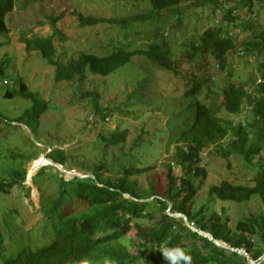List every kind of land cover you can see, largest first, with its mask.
Returning <instances> with one entry per match:
<instances>
[{"label": "trees", "instance_id": "obj_1", "mask_svg": "<svg viewBox=\"0 0 264 264\" xmlns=\"http://www.w3.org/2000/svg\"><path fill=\"white\" fill-rule=\"evenodd\" d=\"M127 1L143 6L136 12L114 17L86 14L76 8L66 15H50V34H23L20 42L28 50H37L45 62L53 67L55 82L72 83L79 93L76 98L82 101L87 98L94 110L103 108L100 104L105 96L104 89L101 82L92 84L88 89L84 88L83 82L89 78L94 80L97 76L106 78L117 70L132 77L129 70L134 67L135 56L145 59L154 69L175 74L178 79L185 81L182 94L189 115L188 124L184 125L183 122L182 130L176 137L177 141L183 142V145L176 146V160L201 177L206 171L197 162L203 149L212 147L209 152L225 158L228 168H231L230 157L233 153L252 164L264 148V58L258 66L263 80L253 88L245 85H249V82L234 80L222 89L219 98L213 100V89L209 84L223 70L227 75L232 76L234 73L228 59L229 53H238L246 59L250 55H264V27L256 20L257 13L264 8V0ZM183 4L192 8L207 6L213 13L219 9H224V12L220 23H213L187 37L184 43L190 49L178 54L177 46L184 44L172 43L174 32L167 29L160 11H177ZM14 7L15 0H0V32L9 30L7 15ZM243 13H249L250 16L245 18ZM63 16L72 19L80 29L88 30V27L105 23L104 29H122L124 36L114 41L108 39L103 43L97 42L87 49L81 48L75 55L70 54L69 46L63 47L64 44L60 43L72 39L73 34L77 36L78 32L69 25L60 24ZM238 20L242 28L250 32L256 28V32L238 39L230 28V24ZM40 22L43 24L44 20ZM145 22L153 25L154 36L150 34L148 39L141 37L144 42L131 37L130 34L135 36L141 33V25ZM115 42L128 47L113 46ZM60 46L62 49L58 48ZM212 64L213 69L210 66ZM203 93L205 99L200 97ZM4 95H18L32 101L30 111L36 113L47 108L46 100L23 79L18 80L16 91H6ZM130 96L128 94L127 98L130 99ZM245 112H250L251 116ZM232 114L241 117L235 120L230 117ZM128 136V128L111 130L106 135L99 134V143L105 147H117L118 156L107 159L103 155L91 167L85 168V165L80 164L77 166L79 172L72 170L74 174H67L58 165L49 164L47 167L51 171L47 179L51 178L56 183L51 193H41V203L35 211L40 218L45 217L39 219L45 221L41 228L44 236L38 243L33 244L32 239H29L27 244H17L11 250L6 247L4 252L2 242L6 234L0 230V255L4 256V262L0 264H138L150 252L175 248L190 254L192 264H250L245 255L217 245L212 238L193 230L183 217L175 216L178 213L185 214L189 224L229 246L244 248L255 262L260 260L264 253V212L241 217L234 226H229L227 217L210 209L209 203L207 209L206 205L201 204L195 210L194 196L201 182L195 184L184 176H173L170 163L166 165L167 171L162 182L152 180L147 188L139 187L131 176L146 171V167L136 166L135 163L142 158L141 153L148 149L145 145L141 147L147 139L143 131L138 132L130 140L131 143ZM126 145L128 148L125 150ZM88 149L87 152H93L91 147L88 146ZM80 156L82 159L85 157L83 154ZM36 157L30 165L35 161L37 163L30 169L49 162ZM48 158L63 166L69 159L65 150L59 147L50 151ZM123 158L126 164L120 162ZM47 167H42L35 174ZM26 174L25 168L7 170V176L0 179L1 198L10 195V189L14 186L22 188ZM27 180H30L29 175ZM255 194L264 204L263 167L254 176L252 185L226 178L208 189L210 200L217 197L222 201L245 202ZM20 221L23 222V219ZM10 223L4 220L6 227ZM129 233L133 234L132 238L128 236ZM257 264H264V261Z\"/></svg>", "mask_w": 264, "mask_h": 264}, {"label": "rangeland", "instance_id": "obj_2", "mask_svg": "<svg viewBox=\"0 0 264 264\" xmlns=\"http://www.w3.org/2000/svg\"><path fill=\"white\" fill-rule=\"evenodd\" d=\"M142 6L140 3H131L127 0H15L13 11L7 15L9 30L0 32V179L7 176L9 169L25 168L30 180L26 177L22 182L24 184L22 188L14 186L10 189V195L4 198L0 195V230L6 234L2 242L4 252L7 248L11 250L17 244L21 246L27 244L29 239H32L33 244L38 243L44 236L41 228L45 221L39 219L45 217L40 218L35 211L40 206L41 193L48 195L56 183L51 178L47 179L51 171L47 166L54 164L49 160L48 153L55 147L64 149L69 159L66 165L59 167L68 172L67 174L74 173L72 170L79 172L77 166L80 164L85 165V168L91 167L92 163L103 158V155L107 159L118 156L119 149L112 146L105 147L99 143L98 135H106L111 130L122 128L129 129V141L142 131L145 134L144 138L147 139L141 147L145 145L148 149L141 153L142 158L135 163L136 166L146 167V171L131 176L139 187L147 188L152 180L162 182L167 171L166 165L170 163L173 166L171 173L173 176H184L186 180H191L195 184L201 182L194 196L195 210L201 204L206 205L207 209L209 203L210 209L227 217L229 226H234L241 217L264 212V204L257 194L245 202L222 201L217 197L210 200L208 195L211 185L226 178L252 185L254 176L260 168H264V148L252 164L233 153L230 157L231 168L227 167L225 158L209 152L212 147L203 149L197 162L206 171L202 177L194 175L193 169L183 166L176 160V146L183 145V142L177 141L176 137L182 130L183 122L185 121L184 125L188 124L189 115L182 94L185 81L178 79L175 74L159 68L154 69L145 59L135 56L134 67L129 70V74H133L132 77L117 70L106 78L97 76L94 80L89 78L83 82L84 88L88 89L93 86L92 84L102 83L105 78V81L100 83L105 92L100 104L103 108L94 110L92 104L87 102V98L83 101L76 98L79 93L72 83L55 82L53 67L45 62L37 50H28L20 42V36L23 34L26 36L50 34L51 25L48 18L50 15H66L76 8L86 14L114 17L136 12L141 10ZM177 9V11L161 10L160 15L165 19L167 29L174 32L172 43L184 44L177 46L178 54L190 49L185 46L187 43H184L187 37L201 32L213 23H220L219 20L223 19L224 12V9H219L213 13V10L207 6L192 8L185 4ZM243 16L246 18L250 14L243 13ZM41 20H44L43 24ZM256 20L261 27H264V8L257 13ZM60 24L77 29V36L73 34L72 39L60 43V45L64 44L63 47L69 46V53L74 55L81 48L87 49L97 42L103 43L108 39L114 41L124 36L122 29L116 27L104 29L105 23H98L84 30L78 28L72 19L63 16ZM230 28L238 39L256 32V28H253L252 32L242 28L239 20L231 23ZM257 28L259 29V26ZM141 29L139 35L130 34V36L142 42L145 40L141 37L148 39L150 34L154 36V27L151 23H143ZM130 32L133 33L132 30ZM113 46L128 47L119 42H115ZM58 48L62 49L61 46ZM263 58L264 55L256 57L250 55L246 59L238 53H229L228 59L231 61L234 73L232 76L227 75L223 70L215 75L209 84L213 89L211 93L213 100L219 98L222 89L229 82L234 80L249 82V85L247 83L245 85L253 88L256 83L263 80L262 72L258 70L259 62ZM210 66L213 69V64ZM19 79H23L33 91L46 100L45 110L37 113L30 111L32 101L18 95L13 97L4 95L6 91H16ZM128 94L131 95L130 99L127 98ZM200 97L206 98L204 93ZM245 114L251 116L250 112ZM230 117L237 120L241 115L232 114ZM88 146L93 152H87ZM127 148L128 145L124 147L125 150ZM80 154L85 156L84 163ZM35 156L45 158L49 162L39 167L35 165L30 169L37 163L35 161L30 165ZM120 162L127 163L124 158ZM42 167L47 168L35 174ZM32 169L33 180L30 172ZM28 186L29 190H27ZM20 219H23V222ZM4 220L11 221L9 227L5 226ZM128 236L132 238L133 234L129 233ZM164 252L162 249L150 252L143 256L138 264H169ZM261 261H264V253L254 264ZM0 262H4L3 255H0Z\"/></svg>", "mask_w": 264, "mask_h": 264}, {"label": "water", "instance_id": "obj_3", "mask_svg": "<svg viewBox=\"0 0 264 264\" xmlns=\"http://www.w3.org/2000/svg\"><path fill=\"white\" fill-rule=\"evenodd\" d=\"M51 162H53L54 164L58 165V166H61V164L57 163V162H54L53 160L49 159ZM65 172V171H64ZM68 173V172H66ZM71 174H74V173H71ZM80 175V174H78ZM175 216H181L183 217V219L185 220L186 224H189L188 223V220H187V217L185 214H182V213H178V214H175ZM190 225V224H189ZM190 227L193 229V230H196L198 231L200 234L204 235V236H208L209 238H212L213 241L217 244V245H220V246H223V247H228V248H231L233 250H236L237 252L239 253H243L246 257H247V260L250 264H254L255 261L254 259L250 258L249 254L246 252V250L244 248H234V247H231L229 245H227L226 243H223V241L221 240H218L216 238H214L210 233L208 232H204L203 230L201 229H198L196 227H194L193 225H190Z\"/></svg>", "mask_w": 264, "mask_h": 264}, {"label": "clouds", "instance_id": "obj_4", "mask_svg": "<svg viewBox=\"0 0 264 264\" xmlns=\"http://www.w3.org/2000/svg\"><path fill=\"white\" fill-rule=\"evenodd\" d=\"M163 254L169 261V264H181V262H183V264H192L191 255L186 253V251L183 249H170L165 251Z\"/></svg>", "mask_w": 264, "mask_h": 264}, {"label": "bare ground", "instance_id": "obj_5", "mask_svg": "<svg viewBox=\"0 0 264 264\" xmlns=\"http://www.w3.org/2000/svg\"><path fill=\"white\" fill-rule=\"evenodd\" d=\"M31 172V171H30ZM33 172V171H32ZM32 172H31V176H32Z\"/></svg>", "mask_w": 264, "mask_h": 264}]
</instances>
